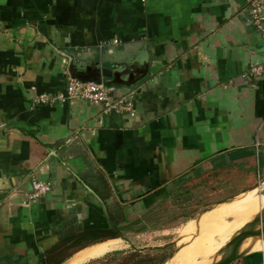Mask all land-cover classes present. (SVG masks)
<instances>
[{"label": "crops", "instance_id": "obj_1", "mask_svg": "<svg viewBox=\"0 0 264 264\" xmlns=\"http://www.w3.org/2000/svg\"><path fill=\"white\" fill-rule=\"evenodd\" d=\"M249 4L0 0V264H65L126 242L122 227L176 187L200 192L204 208L264 188V75L248 72L264 63V39ZM71 64L129 70L108 86L134 91V111L35 104L64 94L68 76L92 80ZM33 180L50 191L29 200ZM109 229L116 238L72 240ZM245 250L235 264H262L264 246Z\"/></svg>", "mask_w": 264, "mask_h": 264}, {"label": "rangeland", "instance_id": "obj_2", "mask_svg": "<svg viewBox=\"0 0 264 264\" xmlns=\"http://www.w3.org/2000/svg\"><path fill=\"white\" fill-rule=\"evenodd\" d=\"M195 187L197 188V186ZM170 191L166 199L157 201V204L153 206L152 214L142 216L136 223L122 227L124 234H120L125 238L126 242L118 239L112 242L109 241L107 244H103V246L94 244L95 248L76 256L65 264H122L138 260L141 264H186L198 262L209 264L212 256L225 245L228 239L255 216H251L243 225H239L228 232L213 237L203 244L197 245L191 251V249H187L190 240L181 244L185 241V235L189 232L190 223L196 220L200 214L212 209L214 205L205 208L201 207V202L204 199H201L200 192H190L187 194L183 189H179L178 187ZM260 193H262L261 199L257 201V205L255 206L262 209L264 206V188ZM210 200L211 197L208 195L206 201ZM222 205L218 206L222 208L226 207ZM228 206H234L237 214L242 209H245L242 202ZM180 244L185 246L183 249L181 247L180 253H176ZM261 246H264L263 239L258 242L254 241L249 248L258 249ZM186 249L188 250L187 252ZM172 254L173 259H170Z\"/></svg>", "mask_w": 264, "mask_h": 264}, {"label": "built area", "instance_id": "obj_3", "mask_svg": "<svg viewBox=\"0 0 264 264\" xmlns=\"http://www.w3.org/2000/svg\"><path fill=\"white\" fill-rule=\"evenodd\" d=\"M250 18L254 28L264 39V0H250ZM248 72L255 77L264 75V63L249 67ZM112 89L103 82L81 81L73 76H68L64 94L55 96L40 95L33 100L35 104H48L55 101L65 102L80 100L86 103L99 104L104 113L131 114L133 104L131 97L134 91L126 92L123 96L112 97ZM50 191V184L33 180L29 200L42 198ZM264 264V261L262 262Z\"/></svg>", "mask_w": 264, "mask_h": 264}, {"label": "bare ground", "instance_id": "obj_4", "mask_svg": "<svg viewBox=\"0 0 264 264\" xmlns=\"http://www.w3.org/2000/svg\"><path fill=\"white\" fill-rule=\"evenodd\" d=\"M261 196L262 193H260V189H255L253 191H249L245 194L235 197L228 204L224 203L222 206L224 207L226 206L225 208L219 207L217 205L213 207L211 210L200 214L196 220L190 223V228L188 229L189 232L185 235V241H183L181 244L190 240L189 245L188 244L186 245H188L187 249L188 250L191 249L192 251L197 245L203 244L208 240L212 239L213 237L221 233L228 232L238 227L239 225H243L244 222H247L251 216L256 215L260 212L261 207L255 205H257V201L261 199ZM240 201H242L243 205L245 206V209H242L239 214H237L236 211L234 210V206H227ZM260 240L262 239L261 238L247 239L242 245L241 251L245 250L246 248H249V246L252 245L254 241L258 242ZM181 244L179 248L176 250V253L177 252L180 253L181 247L183 249V247L185 246V245L182 246ZM187 249L186 252L188 251ZM217 252L216 254H214V256H212L209 264H213L214 262L219 260V257H217ZM170 259H173V256ZM186 264H203V263L198 262V263H186Z\"/></svg>", "mask_w": 264, "mask_h": 264}, {"label": "water", "instance_id": "obj_5", "mask_svg": "<svg viewBox=\"0 0 264 264\" xmlns=\"http://www.w3.org/2000/svg\"><path fill=\"white\" fill-rule=\"evenodd\" d=\"M69 72L76 74L77 77L80 78L83 77V75L84 76L90 75L92 77V80H86V82H98V80L102 78L106 80L105 82L106 85L111 86V85H119V84L123 85L121 84L123 82L120 79L123 78L129 72V70L127 69L117 70L115 68L100 69L98 68V66L82 67L71 64L69 66ZM134 84L135 82L130 85H134ZM255 189L256 188H253L251 191ZM229 202H231V200L225 203H229ZM100 207L102 209L105 219L109 223V227L116 234H118L116 228L113 226V224L109 222L105 206L103 205L102 202H100ZM250 238L264 239V206L257 215L253 216L250 222L245 224L240 230H238L233 236H231L230 239L225 243V245L222 248H220V250H218L217 257H219V260L214 262L213 264H235L239 260L247 256L248 253H250V250L241 251V247L244 244V242ZM173 254L170 256V258L173 256Z\"/></svg>", "mask_w": 264, "mask_h": 264}, {"label": "trees", "instance_id": "obj_6", "mask_svg": "<svg viewBox=\"0 0 264 264\" xmlns=\"http://www.w3.org/2000/svg\"><path fill=\"white\" fill-rule=\"evenodd\" d=\"M114 238H116V235L111 229H109L107 234L105 233V231H97V230L82 231L78 234V237L76 238L74 237L72 238V240L75 239L76 243L92 244V243H97L99 241H103L105 239H114ZM66 241L68 242L69 240H66ZM62 259H64V256H62ZM60 263L61 261L57 262L56 264H60ZM122 264H141V262L138 260L132 263L125 262Z\"/></svg>", "mask_w": 264, "mask_h": 264}]
</instances>
